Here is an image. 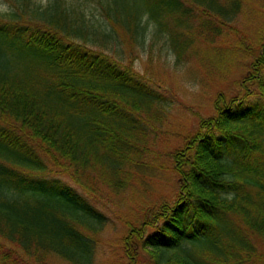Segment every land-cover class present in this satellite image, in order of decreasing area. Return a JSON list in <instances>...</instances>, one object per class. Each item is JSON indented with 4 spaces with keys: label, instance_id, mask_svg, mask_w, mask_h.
<instances>
[{
    "label": "trees",
    "instance_id": "1",
    "mask_svg": "<svg viewBox=\"0 0 264 264\" xmlns=\"http://www.w3.org/2000/svg\"><path fill=\"white\" fill-rule=\"evenodd\" d=\"M16 2L0 14V264H96L108 218L93 193L134 188L165 101L129 46L164 36L181 62L243 1ZM247 81L175 151L176 201L130 225L129 264H264V53Z\"/></svg>",
    "mask_w": 264,
    "mask_h": 264
},
{
    "label": "rangeland",
    "instance_id": "2",
    "mask_svg": "<svg viewBox=\"0 0 264 264\" xmlns=\"http://www.w3.org/2000/svg\"><path fill=\"white\" fill-rule=\"evenodd\" d=\"M33 1L46 6L52 0ZM242 1L241 13L231 24L221 26L222 34L215 42L197 38L181 62L164 36L154 42L149 33L144 49L129 46L128 65L163 94L165 101L161 119L155 121L152 130V152L137 175L134 188L115 196L99 184V191L93 193L95 205L108 218L107 226L95 237L96 264H129L124 239L130 225L139 227L143 221L152 225L159 207L176 201L178 177L172 158L175 151L196 134L202 119L216 115L218 101L228 104L234 98H242L249 88L255 89V82L245 81L258 56L264 53V0ZM16 5V0H0V14L14 10ZM96 7V0H88L90 12L97 13ZM153 28L151 24L150 32ZM65 180L71 184L70 179ZM259 247L264 249L262 244ZM50 264L68 263L52 257Z\"/></svg>",
    "mask_w": 264,
    "mask_h": 264
}]
</instances>
